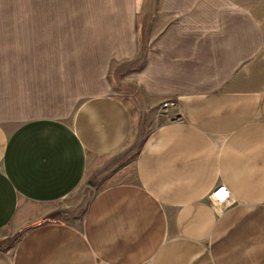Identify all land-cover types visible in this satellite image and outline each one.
Segmentation results:
<instances>
[{
    "label": "crops",
    "instance_id": "1",
    "mask_svg": "<svg viewBox=\"0 0 264 264\" xmlns=\"http://www.w3.org/2000/svg\"><path fill=\"white\" fill-rule=\"evenodd\" d=\"M147 1L0 0L45 20L0 34V264H264V0H156L144 46ZM127 144L134 180L43 220Z\"/></svg>",
    "mask_w": 264,
    "mask_h": 264
},
{
    "label": "rangeland",
    "instance_id": "2",
    "mask_svg": "<svg viewBox=\"0 0 264 264\" xmlns=\"http://www.w3.org/2000/svg\"><path fill=\"white\" fill-rule=\"evenodd\" d=\"M156 0H148L145 4V8L138 12L137 19L139 23H143L140 28L141 41L144 45L148 35V22L152 21V15L155 13L150 8L155 6ZM90 20H94L93 17H67V18H54L55 29H67L71 28L72 34L78 32L82 24L90 23ZM98 22H105L100 20L98 16ZM45 20H20V21H1L0 22V34L1 33H15V32H28L37 31L40 29L41 24ZM46 24V23H45ZM105 26V25H101ZM40 31V30H39ZM145 46V45H144ZM118 97L130 101V92L118 93ZM163 119H155L151 124H144V129H150L151 126L160 123ZM137 146L127 144L123 149L116 151L112 156H104L93 159L94 167H97L96 171L89 170L87 175L83 179V183L74 191L64 203L57 205L58 208L49 211L44 215V221L57 220L65 221L71 224H80L82 217L88 208V203L94 197L96 192L101 188L114 184L115 182H122L127 180H134L133 174V159ZM3 232L0 233V245L4 249H11L19 234H15L8 239H1Z\"/></svg>",
    "mask_w": 264,
    "mask_h": 264
},
{
    "label": "built area",
    "instance_id": "3",
    "mask_svg": "<svg viewBox=\"0 0 264 264\" xmlns=\"http://www.w3.org/2000/svg\"><path fill=\"white\" fill-rule=\"evenodd\" d=\"M208 200L214 207L230 205L234 201L230 190L223 184L214 187L208 195Z\"/></svg>",
    "mask_w": 264,
    "mask_h": 264
}]
</instances>
